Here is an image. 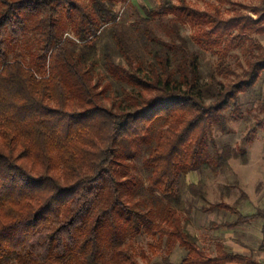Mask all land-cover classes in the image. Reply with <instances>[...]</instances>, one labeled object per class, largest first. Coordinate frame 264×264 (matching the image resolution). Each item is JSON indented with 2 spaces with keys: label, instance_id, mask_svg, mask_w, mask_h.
Listing matches in <instances>:
<instances>
[{
  "label": "trees",
  "instance_id": "obj_1",
  "mask_svg": "<svg viewBox=\"0 0 264 264\" xmlns=\"http://www.w3.org/2000/svg\"><path fill=\"white\" fill-rule=\"evenodd\" d=\"M125 1L0 0V264H155L134 246L139 233L150 238L151 254L165 249L164 264H174L175 243L185 250L177 264H262L221 242L213 253L202 249L191 218L181 214L179 191L187 173H224L232 157L245 155L224 145L212 160L203 156L212 122L224 125L225 110L237 108L264 72L261 46L242 75L226 64L231 49L253 44L250 33L264 32V13L222 18L220 4L231 0L204 8L187 0L138 5L143 33L156 45L146 71L117 28ZM156 17H168L167 38L151 27ZM181 23L201 35L198 43L219 47L210 81H201ZM106 25L115 28L126 59L106 56L108 74L130 87L122 101L101 73L95 39ZM259 124L251 122L240 147ZM136 161L147 173L145 192L132 173ZM204 187L201 179L187 185L200 198ZM239 201L213 205L236 215L220 226L264 218L241 213Z\"/></svg>",
  "mask_w": 264,
  "mask_h": 264
},
{
  "label": "rangeland",
  "instance_id": "obj_2",
  "mask_svg": "<svg viewBox=\"0 0 264 264\" xmlns=\"http://www.w3.org/2000/svg\"><path fill=\"white\" fill-rule=\"evenodd\" d=\"M160 1L162 0H126L117 7L119 12L117 28L126 33L135 59L146 71H149V63L155 64L156 62L154 58L156 45L148 40L143 33L137 6L150 7L157 5ZM171 1L178 2V0ZM212 1L187 0L199 8L207 7L208 3ZM231 2V4H220L222 18H228L236 13H245L255 19L264 13V1L262 0H231ZM167 19L168 17H156L152 20L151 27L158 36L167 38L164 32V24ZM180 32L187 38L191 50L199 57L201 81H210V75L216 68V50H219V47L212 49L198 43L196 39L201 35L195 33L188 23H181ZM249 36L254 41L253 44L248 45V41L245 40L238 48L231 49L226 57V64L240 75L247 68V60L259 52L257 46L264 47V32L250 33ZM95 42L104 81L110 83V92L115 101H122L124 89L130 87L115 81L107 72L106 56L112 58L116 63L126 64V59L117 43L115 28L112 25L104 26ZM217 79L227 83L235 78L233 76L229 78L217 76ZM94 81L97 83V76H94ZM152 93L148 92V95L150 96ZM206 101L210 102L212 99L208 98ZM105 102L110 106L113 104V101L107 97ZM123 102L125 103V101ZM223 120L224 125L219 121L212 122L204 145V158L212 160L216 152L221 150L224 145L244 150L245 155L237 158L232 157L229 160L231 169L224 173L210 168L187 173L182 177L179 191L180 197L185 203V210L181 214L191 218V231L197 235L202 249L210 253L214 252V244L217 241H224L226 233L233 229V227L226 228L220 225L230 222L236 217L233 212L213 207V205L219 202L232 204L240 199L238 209L241 213L264 212V72L250 91L240 94L237 108L231 105L225 110ZM253 121H258L260 124L253 132L251 142L240 147L241 139L247 134ZM135 164L136 169H133L132 173L137 182L142 185L141 191L145 192L147 173L142 167L141 161H136ZM199 179L205 183V198L193 196L187 189L189 183ZM240 225L241 227L232 231V237H228L232 238L233 242L234 240L241 241L244 253L251 252L255 259L264 261V257L261 256V253H264V218H254ZM131 239L138 252L143 249L149 253L155 264H164L162 258L166 254L165 249H159L156 254H151L148 249L150 238L146 234H135ZM227 248L230 250L232 247L228 245ZM184 254L185 250L175 243L170 256L172 263L177 264ZM139 262L145 264L141 259Z\"/></svg>",
  "mask_w": 264,
  "mask_h": 264
},
{
  "label": "crops",
  "instance_id": "obj_3",
  "mask_svg": "<svg viewBox=\"0 0 264 264\" xmlns=\"http://www.w3.org/2000/svg\"><path fill=\"white\" fill-rule=\"evenodd\" d=\"M258 218L261 219L262 217H258ZM255 219H257V218H255ZM239 227H241V225L234 226L233 229L229 230L230 231L229 233H226V235H225V240L226 241L225 240L224 241L221 240V241H217V242H221L223 244V246L225 247V249L228 250V251L237 252V253H240V254H243V255L250 256V255H252L251 252L249 254L244 253V250H243L244 247H241L242 246L241 241L234 240V242H233L232 238L228 237V236L232 237V235H233L232 231H234V229H237ZM227 240H228V242H227ZM228 245L230 247H232L230 250L227 248ZM262 254H264V253H261V256L264 257V255H262ZM252 257H253V255H252ZM255 260H257V259H255ZM257 261L262 263V264H264V261H260V260H257ZM233 264H237V263H233Z\"/></svg>",
  "mask_w": 264,
  "mask_h": 264
}]
</instances>
